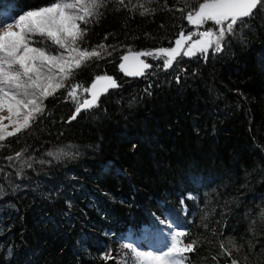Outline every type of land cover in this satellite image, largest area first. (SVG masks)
<instances>
[{"label":"trees","instance_id":"trees-1","mask_svg":"<svg viewBox=\"0 0 264 264\" xmlns=\"http://www.w3.org/2000/svg\"><path fill=\"white\" fill-rule=\"evenodd\" d=\"M53 2L0 0V12ZM179 6L154 0L142 17L109 4L82 47L117 50L75 80L88 87L106 74L119 86L70 122L75 105L61 90L30 129L4 142L0 264H116L126 243L142 250L149 237L158 249L169 224L196 241L187 264H264V9L207 59L181 57L163 71L146 58L154 65L146 75H120L127 48L173 46L191 29ZM21 150L32 167L6 159ZM229 241L231 256L220 248Z\"/></svg>","mask_w":264,"mask_h":264},{"label":"snow or ice","instance_id":"snow-or-ice-1","mask_svg":"<svg viewBox=\"0 0 264 264\" xmlns=\"http://www.w3.org/2000/svg\"><path fill=\"white\" fill-rule=\"evenodd\" d=\"M153 2L55 0L48 6L27 10L18 16L0 12V148L9 137L30 129L45 114V101L61 90L75 105L70 118L75 120L82 111L97 107L102 94L117 88L116 80L106 74L96 75L88 87L75 80L82 67L91 61L103 60L117 50L104 43L82 47L88 26L99 21L102 10L109 4H114L117 11H138L143 17L155 11L150 7ZM178 4L176 11L181 13L180 18L196 31L180 29L174 46L140 51L127 48L120 57L121 72L133 77L146 75L154 67L146 58L159 61L157 67L163 71L173 68L181 57L201 55L207 59L210 51L222 52L227 38L234 36L238 27L246 26L250 18L264 9V0H178ZM209 22L212 27L206 28ZM24 151L6 159L19 161L21 169L32 167L30 157L22 159ZM47 155L60 159V153L50 151ZM166 226L170 229L167 250L142 251L126 243L122 247L127 253L122 254L116 264H187L188 254L196 250V241L185 242L182 239L188 235L185 230L171 231V225ZM228 243L230 247L221 242L220 248L222 254L231 256L230 248L235 245L231 241ZM103 259L113 257L107 254ZM231 264H239V261L233 258Z\"/></svg>","mask_w":264,"mask_h":264},{"label":"rangeland","instance_id":"rangeland-1","mask_svg":"<svg viewBox=\"0 0 264 264\" xmlns=\"http://www.w3.org/2000/svg\"><path fill=\"white\" fill-rule=\"evenodd\" d=\"M209 23H211V22H209ZM191 31H196V29L195 28H193L192 26H191V29H190ZM6 114V113H5ZM170 242V236H169V238L167 239V241H163V242H160L159 243V248L158 249H155L154 247H152L153 245H151V241H150V239H149V237H146V239L144 240V247L142 248V251H154V252H157V251H159V250H161V249H163V250H167L166 249V246H167V244ZM151 248V249H150Z\"/></svg>","mask_w":264,"mask_h":264},{"label":"water","instance_id":"water-1","mask_svg":"<svg viewBox=\"0 0 264 264\" xmlns=\"http://www.w3.org/2000/svg\"><path fill=\"white\" fill-rule=\"evenodd\" d=\"M120 62H121V61H120V59H119V62H118V64H117V71H118V73H119L120 75H122L124 78H126V79L136 80V79H139V78L142 77V76H140V77L127 76L125 73L121 72L120 69H119V63H120ZM89 86H90V85H89ZM82 112H83V111H82ZM82 112H81V113H82ZM73 113H74V112H73ZM73 113L71 114V116L73 115ZM71 116H70V118H71ZM70 118H69V121H71Z\"/></svg>","mask_w":264,"mask_h":264},{"label":"bare ground","instance_id":"bare-ground-1","mask_svg":"<svg viewBox=\"0 0 264 264\" xmlns=\"http://www.w3.org/2000/svg\"><path fill=\"white\" fill-rule=\"evenodd\" d=\"M174 46V45H173Z\"/></svg>","mask_w":264,"mask_h":264}]
</instances>
